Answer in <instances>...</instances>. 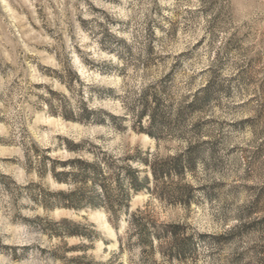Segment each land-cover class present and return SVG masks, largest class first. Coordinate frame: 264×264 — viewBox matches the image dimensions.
Here are the masks:
<instances>
[{
	"label": "rangeland",
	"instance_id": "1",
	"mask_svg": "<svg viewBox=\"0 0 264 264\" xmlns=\"http://www.w3.org/2000/svg\"><path fill=\"white\" fill-rule=\"evenodd\" d=\"M76 158L147 180L49 207ZM0 264H264V0H0Z\"/></svg>",
	"mask_w": 264,
	"mask_h": 264
},
{
	"label": "trees",
	"instance_id": "2",
	"mask_svg": "<svg viewBox=\"0 0 264 264\" xmlns=\"http://www.w3.org/2000/svg\"><path fill=\"white\" fill-rule=\"evenodd\" d=\"M154 102L157 103L156 99ZM141 103L142 110L140 116L146 114L150 118L151 126L155 125L158 120L161 121L162 117L157 113V109L148 110L147 98L145 96L142 98ZM147 134L153 135V132L149 130ZM145 164L149 166L152 178L157 181L164 171L163 166L157 164L156 161L146 162ZM60 166V169L51 168L52 178L56 182L66 183L72 187L64 191L55 192L54 194L58 198L49 207L57 205L77 209L84 205H92L101 206L108 211L114 212L116 208L128 200L130 192H137L142 189L144 182L147 180L145 176L139 180L137 168L132 167L130 164L122 166L125 170V175L121 177L122 173L113 172L110 160L105 158L102 161H83L78 158L67 159L60 161ZM173 166L176 169L181 167L178 158L173 159ZM105 168L107 170L104 171ZM132 217L134 219V216ZM77 227V224L63 220V223L58 228L64 234L71 235L80 232ZM163 233L164 235L167 234V230H163ZM138 234L141 241L148 242L149 244H151L149 240L151 234H155L158 239L161 238L158 229L151 231L145 225L139 230ZM168 234V238L172 242L175 241L174 232L170 230Z\"/></svg>",
	"mask_w": 264,
	"mask_h": 264
}]
</instances>
